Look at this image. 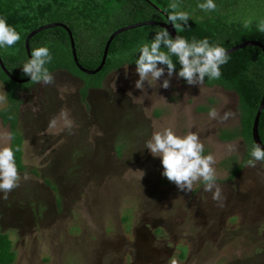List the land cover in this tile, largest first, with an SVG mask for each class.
Wrapping results in <instances>:
<instances>
[{"label":"rangeland","instance_id":"374dc122","mask_svg":"<svg viewBox=\"0 0 264 264\" xmlns=\"http://www.w3.org/2000/svg\"><path fill=\"white\" fill-rule=\"evenodd\" d=\"M256 5L238 1L237 16L255 21L264 10ZM135 67L110 72L92 104L86 97L90 108L80 100L82 83L67 71L22 95L18 131L26 169L19 171L20 187L0 199V232L13 243V264H264V164L246 166L242 137L221 138L241 126L238 96L175 76L168 89L146 82L139 90ZM64 77L71 82L67 94ZM8 105L0 79V111ZM213 107L234 115L212 120ZM163 127L199 134L205 154L216 158L223 207L202 183L182 192L161 175L160 159L144 147ZM7 134L0 118V147L11 146Z\"/></svg>","mask_w":264,"mask_h":264},{"label":"trees","instance_id":"16d2710c","mask_svg":"<svg viewBox=\"0 0 264 264\" xmlns=\"http://www.w3.org/2000/svg\"><path fill=\"white\" fill-rule=\"evenodd\" d=\"M238 1L240 0H216V11L204 13L196 7L197 0H0V17L15 26L21 34V40L13 48L0 51V56L14 76L20 79L29 77L22 71V64L29 56V35L42 26L60 23L66 25L74 36L80 64L93 70L101 64L107 41L116 30L141 22H153L118 34L110 45L105 65L96 74L85 73L78 67L73 56L69 32L62 25L45 28L29 39L30 50L49 45L53 56L52 62L47 65L49 71L54 73L65 70L81 79L84 85L80 94L86 99L88 90L92 87H102L110 72L125 65L135 66L133 50L142 41L150 40L156 30L163 28L161 24H167L170 4L173 2L180 5L178 10L187 11L192 15V19L188 21L190 27L185 26L184 29L176 31L178 35L189 40L193 37H206L210 42L218 43L227 50L246 41H257L264 45V33L256 30L255 21L250 29L242 26L244 19L237 16ZM243 1L246 4L256 2L257 7L264 6V0ZM261 14L264 16V10ZM229 54L231 59L222 66L221 79H206L205 85L218 86L236 93L239 98L241 126L233 131L224 130L221 138L232 140L242 137L250 149L255 143L252 134L255 116L264 95V51L259 45H250ZM179 67L178 64L177 70ZM0 79L7 86L9 99V105L0 111V118L10 127L13 137L11 146L21 147L16 159L19 171H24L26 168L23 162V137L18 131L20 104L23 101L22 91L28 90L35 83L31 79L24 83L14 81L1 65ZM182 82L187 84L183 79ZM259 133L264 143V109L260 118ZM241 169L242 165L237 166L229 178L233 180ZM16 255L9 234L0 232V264H13Z\"/></svg>","mask_w":264,"mask_h":264},{"label":"clouds","instance_id":"9594fccd","mask_svg":"<svg viewBox=\"0 0 264 264\" xmlns=\"http://www.w3.org/2000/svg\"><path fill=\"white\" fill-rule=\"evenodd\" d=\"M179 7L178 3H171V11L167 16V24H171L177 32L188 26L189 19H192L191 13L178 10ZM196 7L204 13H211L216 11L217 3L216 0H197ZM252 24L253 20L247 19L243 21L242 26L250 29ZM255 26L258 32L264 33V16L255 19ZM20 40L21 34L16 27L0 17V51L13 48ZM133 53L135 73L139 77L135 81V88L143 91L146 82L152 88L168 89L174 76L183 79L188 85L201 87L206 79H221L222 66L231 59L225 47L210 42L206 37H193L191 40L178 34L173 37L166 27L156 30L150 40L142 41ZM52 60L49 45L34 47L30 57L25 58L22 71L33 83L51 85L55 78L47 65ZM124 68L127 70L128 65ZM233 115L232 111L220 115L214 107L208 112L210 119L220 122L227 121ZM54 123L55 121L52 122ZM7 138L13 139L11 134H7ZM144 148L154 158L160 159L163 169L161 175L174 183L180 191L192 192L194 184L200 182L203 184V191L210 193L211 199L216 201L219 207L224 206L226 197L223 195V188L217 183L214 167L216 158L212 153L205 154V145L197 132L179 134L171 127L154 129ZM233 148V145H228L229 151ZM20 151L19 145L0 147V199L7 200L9 194L20 187L21 175L16 159V154ZM248 155L246 166L254 168L258 162L264 164V147L259 143L251 145ZM23 179H28L26 173ZM172 264H176V261L173 260Z\"/></svg>","mask_w":264,"mask_h":264},{"label":"water","instance_id":"95a60500","mask_svg":"<svg viewBox=\"0 0 264 264\" xmlns=\"http://www.w3.org/2000/svg\"><path fill=\"white\" fill-rule=\"evenodd\" d=\"M148 24H153V22H141V23H137V24H133V25H129V26H126V27H122L118 30H116L110 37V39L107 41V44L105 46V50H104V56H103V59H102V62L101 64L97 67V69H87L85 67H83L80 62H79V59H78V55H77V49H76V43H75V39H74V36L71 32V30L64 24H49V25H45V26H42L40 27L39 29L33 31L28 39H27V51H28V55L30 57L31 55V50H30V46H29V39L36 33H38L39 31L45 29V28H50L54 25H62L63 27H65L68 32H69V35H70V39H71V44H72V51H73V56H74V59H75V62L76 64L78 65V67L85 73H88V74H96L98 72H100L103 68V66L105 65L106 63V60H107V57H108V52H109V48H110V45L112 44V41L114 40V38L124 32V31H127V30H130V29H133V28H137V27H141V26H144V25H148ZM163 27H166L168 28V30L170 31V33L172 34L173 37H175L177 35V32H176V29L171 25V24H161ZM250 45H259L263 51H264V45L260 42H257V41H246L242 44H239V45H236L235 47L231 48L228 50V52H233L237 49H240L242 47H245V46H250ZM0 65L2 67V69L5 71V73L11 77L14 81L16 82H19V83H24V82H27L29 81L31 78L30 77H27V78H24V79H20V78H17L16 76H14L9 70L8 68L6 67L5 63L3 62L2 60V57L0 56ZM263 109H264V95H263V99H262V102H261V105L256 113V116H255V120H254V124H253V129H252V134H253V139H254V142L255 143H259L261 145V147H264V143L261 139V136H260V133H259V123H260V118H261V114L263 112Z\"/></svg>","mask_w":264,"mask_h":264},{"label":"flooded vegetation","instance_id":"af4514ba","mask_svg":"<svg viewBox=\"0 0 264 264\" xmlns=\"http://www.w3.org/2000/svg\"><path fill=\"white\" fill-rule=\"evenodd\" d=\"M64 71H65V70H64ZM59 72H62L61 74H65L63 71H59ZM69 74H70V73H69ZM70 75H71V74H70ZM71 76H73L76 80H79V81L82 83V85L79 86V87H80V91H81V88H82V86L84 85L83 81H82L81 79L77 78V77L74 76V75H71ZM64 78L67 79L66 77H64ZM106 78H107V77H106ZM106 78H105V80L103 81V85H102V87H92V88H90V89L88 90V92H87V98H89V104H92V102L94 101L93 91H100V90H102V88H103V86H104V82L106 81ZM69 83H71V82L69 81V79H67V81L64 80V82H62V86H60V88L63 87V90L60 89L62 94H65V93H66L65 89H68L67 86H69ZM63 85H66V86H63ZM33 86H35V84H34ZM33 86L30 87L28 90H23V91H22V95H23L25 92H30V91L32 90ZM34 91H35V90H33V92H34ZM33 92H32V93H33ZM66 94H67V93H66ZM97 99H99V98H95V101H96ZM80 100H81V103H82L83 105L85 104V106H88V107L90 108V105L88 104V102L86 101V99L82 98L81 94H80ZM101 100L103 101L102 104L104 105L105 102H106V99H102V98H101ZM18 127H19V125H18ZM23 144H24V140H23ZM232 172H233V171H232ZM229 177H230V176H229ZM235 177H236V176H235Z\"/></svg>","mask_w":264,"mask_h":264}]
</instances>
